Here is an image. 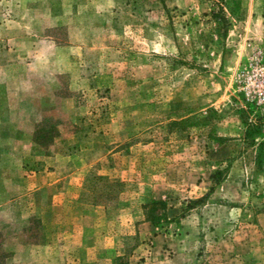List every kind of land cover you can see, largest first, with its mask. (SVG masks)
Returning a JSON list of instances; mask_svg holds the SVG:
<instances>
[{
    "label": "rangeland",
    "instance_id": "374dc122",
    "mask_svg": "<svg viewBox=\"0 0 264 264\" xmlns=\"http://www.w3.org/2000/svg\"><path fill=\"white\" fill-rule=\"evenodd\" d=\"M0 264H264V0H0Z\"/></svg>",
    "mask_w": 264,
    "mask_h": 264
},
{
    "label": "trees",
    "instance_id": "16d2710c",
    "mask_svg": "<svg viewBox=\"0 0 264 264\" xmlns=\"http://www.w3.org/2000/svg\"><path fill=\"white\" fill-rule=\"evenodd\" d=\"M217 174H215L212 178L214 179V177L216 176ZM201 200H198L197 202H199ZM152 205L154 206H158V205H161V202H153Z\"/></svg>",
    "mask_w": 264,
    "mask_h": 264
}]
</instances>
